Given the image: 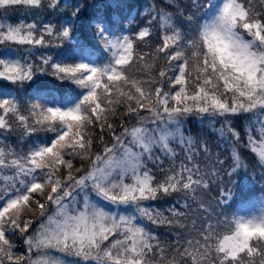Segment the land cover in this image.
Returning <instances> with one entry per match:
<instances>
[{"label":"snow or ice","instance_id":"1","mask_svg":"<svg viewBox=\"0 0 264 264\" xmlns=\"http://www.w3.org/2000/svg\"><path fill=\"white\" fill-rule=\"evenodd\" d=\"M166 2L129 33L87 3L53 23L40 11L60 0H0V264H264L244 159L264 168V0ZM17 8L36 18L7 22ZM189 117L220 125L227 185Z\"/></svg>","mask_w":264,"mask_h":264},{"label":"trees","instance_id":"2","mask_svg":"<svg viewBox=\"0 0 264 264\" xmlns=\"http://www.w3.org/2000/svg\"><path fill=\"white\" fill-rule=\"evenodd\" d=\"M45 2H47V0H45ZM60 2L62 7L55 11L51 9H44L40 11L39 19L51 20L53 23H56L58 20L65 19L68 15H70L71 8H69L67 5L87 3L89 7L85 10V16H91L92 14L99 12L101 15L111 18L118 25H122L127 32L134 33L136 30H138V27H142L146 24V21L149 19V16L146 13L153 5H155L158 9L164 8L168 11H175L172 5L167 3L166 0H60ZM178 3L184 10L189 9L190 11H194V9L190 8L191 0H178ZM200 3H206V0H200ZM93 5H95V7H92ZM35 18L36 17L27 14V10L17 8L16 10L9 12L6 20L7 22L13 24L18 23L21 20L30 23ZM77 36L83 42H88L90 40V36L86 31L77 33ZM155 40L156 37L154 30V36L152 37L153 43H155ZM11 87L14 88V86ZM234 124L237 130L241 131V133L243 134V130L247 125L246 119L240 118L239 120H234ZM219 127V124L213 125L208 123L206 118L204 122L201 123L198 118L189 117L184 124V132L186 135H191L198 141L206 140L210 148L212 149L213 159H215L216 154L219 153L220 159L225 160V165L223 166L224 170L221 172V176L225 185H227L229 177L226 175V172L230 170L231 167L230 149L227 144L221 140L219 133L215 130ZM8 142L11 143L13 147H17V150H19L20 147L24 146L18 141L16 135L10 136L8 138ZM176 151L179 153V156L177 157L178 163L179 160L183 158V151L180 147H177ZM244 159L248 164L247 179H257L252 181L255 183L254 185L256 188L264 185V168H261L256 163V161L251 157L250 153L245 155ZM168 164L169 161L165 160V167H167ZM237 179L240 178L237 177ZM209 199L210 198L205 197V202H207V200ZM175 202L176 197H168L162 199L159 202H155L154 206L158 207L161 210H165L170 206H174ZM212 203H214L213 200ZM149 227L153 232L159 234L161 240L174 241L175 237L171 235L170 230L166 226L156 227L149 225ZM16 245L17 246L15 251L17 253L22 250V248L25 249V245L20 239L16 240Z\"/></svg>","mask_w":264,"mask_h":264},{"label":"rangeland","instance_id":"3","mask_svg":"<svg viewBox=\"0 0 264 264\" xmlns=\"http://www.w3.org/2000/svg\"><path fill=\"white\" fill-rule=\"evenodd\" d=\"M186 11H189V9L186 10ZM254 180H257V179H250V181H254ZM252 183L255 184L254 182H252ZM214 186H215V185H213V186H212V190H211L210 192L206 193V195H205L206 198H210L209 200H207L206 203H212V197L215 196V192H216V187H214ZM254 186H255V185H254ZM24 251H25V249L22 248V250H20V251L18 252V254H23Z\"/></svg>","mask_w":264,"mask_h":264}]
</instances>
